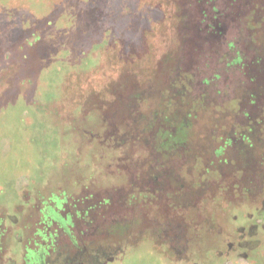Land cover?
<instances>
[{
  "label": "rangeland",
  "instance_id": "374dc122",
  "mask_svg": "<svg viewBox=\"0 0 264 264\" xmlns=\"http://www.w3.org/2000/svg\"><path fill=\"white\" fill-rule=\"evenodd\" d=\"M196 2L0 0V264H264V0Z\"/></svg>",
  "mask_w": 264,
  "mask_h": 264
},
{
  "label": "flooded vegetation",
  "instance_id": "af4514ba",
  "mask_svg": "<svg viewBox=\"0 0 264 264\" xmlns=\"http://www.w3.org/2000/svg\"><path fill=\"white\" fill-rule=\"evenodd\" d=\"M196 1H197L196 4L198 5V7H200V18L198 23L199 27L202 29V31H204L207 37L208 36L211 37L212 35L220 36L222 32V28L220 27L221 25L217 24V22H219L218 20L221 17V15H219L214 8V0H196Z\"/></svg>",
  "mask_w": 264,
  "mask_h": 264
},
{
  "label": "trees",
  "instance_id": "16d2710c",
  "mask_svg": "<svg viewBox=\"0 0 264 264\" xmlns=\"http://www.w3.org/2000/svg\"><path fill=\"white\" fill-rule=\"evenodd\" d=\"M205 51L203 50L202 51V55H203V53H204ZM202 57V56H201ZM235 68V67H234ZM245 81H247L246 79H245ZM247 83V82H246ZM27 233L25 232V235H26ZM26 248V247H25ZM27 249V248H26Z\"/></svg>",
  "mask_w": 264,
  "mask_h": 264
}]
</instances>
